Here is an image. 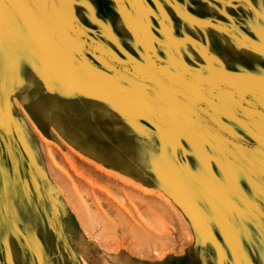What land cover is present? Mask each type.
<instances>
[{"label":"rangeland","instance_id":"374dc122","mask_svg":"<svg viewBox=\"0 0 264 264\" xmlns=\"http://www.w3.org/2000/svg\"><path fill=\"white\" fill-rule=\"evenodd\" d=\"M0 264H264V0H0Z\"/></svg>","mask_w":264,"mask_h":264},{"label":"bare ground","instance_id":"6f19581e","mask_svg":"<svg viewBox=\"0 0 264 264\" xmlns=\"http://www.w3.org/2000/svg\"><path fill=\"white\" fill-rule=\"evenodd\" d=\"M90 164V163H89ZM65 204H66V202H65ZM86 232V231H85ZM109 251V250H108ZM91 255V254H90ZM105 262V261H104ZM107 263V262H106Z\"/></svg>","mask_w":264,"mask_h":264}]
</instances>
